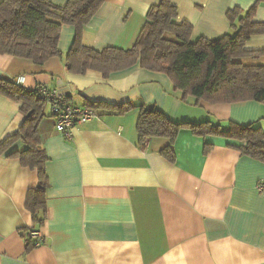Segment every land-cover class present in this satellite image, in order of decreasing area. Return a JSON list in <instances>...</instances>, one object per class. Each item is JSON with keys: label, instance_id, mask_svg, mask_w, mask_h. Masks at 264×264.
<instances>
[{"label": "crops", "instance_id": "crops-1", "mask_svg": "<svg viewBox=\"0 0 264 264\" xmlns=\"http://www.w3.org/2000/svg\"><path fill=\"white\" fill-rule=\"evenodd\" d=\"M160 1L105 0L84 27L82 43L96 50L130 49L149 8ZM172 2L177 22L192 24L193 42L233 33L228 12L235 8L246 11L259 3L254 21L264 22V0ZM75 36V26L65 24L61 54L44 64L0 54V78L30 90L57 87L76 105L97 112L67 138L46 104L39 130L49 186L46 217L36 226L26 201L39 172L18 157L28 146L22 138L4 145L22 125V103L0 94V264H264V192L258 189L263 160L241 153L239 140L188 128L172 143L154 137L142 144L138 107L121 114L97 105L132 102L154 106L177 122L210 120L224 128L258 122L264 128V104L184 98L169 75L139 64L108 77L98 70L71 73L67 53ZM245 48L264 50V34L251 36ZM244 62L264 64V56ZM170 146L173 160L161 153ZM33 227L43 243L26 251L24 233Z\"/></svg>", "mask_w": 264, "mask_h": 264}, {"label": "trees", "instance_id": "trees-1", "mask_svg": "<svg viewBox=\"0 0 264 264\" xmlns=\"http://www.w3.org/2000/svg\"><path fill=\"white\" fill-rule=\"evenodd\" d=\"M105 0H68L57 5L50 0H0V54L30 59L44 64L59 56V38L65 24L74 25L76 36L67 53L68 70L85 74L98 70L108 77L112 72L140 65L152 71L164 72L183 92L212 103H233L255 100L264 104V64H249L245 58H260L264 50H248L246 41L253 35L264 34V22L254 21L259 3L246 11L235 8L228 12L233 33L211 40L205 37L191 41L193 26L177 22L178 7L172 0L152 5L146 15L134 45L130 49L108 46L96 50L84 45L81 34ZM261 1V0H259ZM0 94L22 103L24 119L19 130L4 145L22 138L28 145L17 153L23 165L39 172V183L29 190L26 207L35 225H42L46 217V195L49 178L46 172L48 156L43 148L39 125L45 117L46 102L37 89H26L17 82L0 78ZM121 114L140 109L137 131L140 142L146 138L166 137L171 143L183 128L201 136L222 135L241 142L235 146L241 153L264 161V128L258 123L230 122L224 128L207 120L183 123L170 120L154 106L99 103ZM172 146V145H171ZM171 146L161 151L174 159ZM209 149V145L206 146ZM33 227L31 231H38ZM24 233L26 251L38 246L36 239Z\"/></svg>", "mask_w": 264, "mask_h": 264}, {"label": "built area", "instance_id": "built-area-1", "mask_svg": "<svg viewBox=\"0 0 264 264\" xmlns=\"http://www.w3.org/2000/svg\"><path fill=\"white\" fill-rule=\"evenodd\" d=\"M36 89L51 109L56 130L67 138L73 137V130L77 125L97 117V112L93 107L76 105L57 87L41 84ZM258 189L264 192V181L259 182ZM28 237L36 239L37 245L43 243V236L38 231H29Z\"/></svg>", "mask_w": 264, "mask_h": 264}]
</instances>
